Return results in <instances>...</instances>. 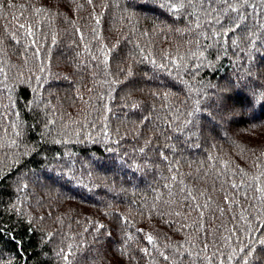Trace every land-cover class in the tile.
Masks as SVG:
<instances>
[{
    "label": "trees",
    "instance_id": "1",
    "mask_svg": "<svg viewBox=\"0 0 264 264\" xmlns=\"http://www.w3.org/2000/svg\"><path fill=\"white\" fill-rule=\"evenodd\" d=\"M48 5L0 0V264H264V0Z\"/></svg>",
    "mask_w": 264,
    "mask_h": 264
},
{
    "label": "snow or ice",
    "instance_id": "2",
    "mask_svg": "<svg viewBox=\"0 0 264 264\" xmlns=\"http://www.w3.org/2000/svg\"><path fill=\"white\" fill-rule=\"evenodd\" d=\"M91 2H92V0H88V3H91ZM223 2L229 4V10L230 11L237 13L236 17L230 18V20H229L230 26L234 25V27H232L231 30L232 31L240 30L241 29V24L238 23L237 21L245 19V16H244L243 13L240 12V9L243 8L247 4V0H236V4L238 5V7L237 6H232V0H223ZM59 3H60V0H56L55 3H53L52 0H49L48 7H58ZM37 11H40V9H38ZM216 22L218 24H220L221 27L224 26V24L221 23V21L219 19H217ZM97 23H99V20H97ZM20 27H23V25H21ZM227 34L228 33H225V35H227ZM81 39H83V36L81 37ZM92 58H93V60L96 59L95 56H93ZM107 62H108V56L106 55L105 58H104V63L107 64ZM141 119L142 120H147L148 118L147 117H142ZM141 151H143V149H141ZM173 179H175V177H173ZM233 187H236V186L233 185ZM257 191H260V189H257ZM225 203H228L227 197H225ZM220 211L223 212V209H220ZM201 215H203V213H201ZM98 227L102 228L103 225H98ZM262 230H264V229H256L255 231H262ZM109 236H111V233H109ZM147 240H148L149 243H151L152 237L148 236ZM17 243L19 244L20 242H17ZM260 243L262 245H264V241H261ZM205 248H207V245H205ZM249 249H251V251H249ZM259 250L261 252H264V247H259ZM241 251L245 252L244 264H249L250 260H252V264H259V261H260V257L259 256H255V258L253 259L254 253L257 251V248H254L253 244L249 243V244L245 245V248L241 249ZM161 255H163V254H161ZM64 259L67 261L69 259V255L66 254L64 256ZM163 259L165 261H167L169 259V257L166 256V255H163Z\"/></svg>",
    "mask_w": 264,
    "mask_h": 264
}]
</instances>
